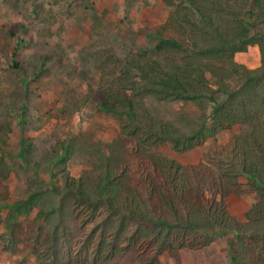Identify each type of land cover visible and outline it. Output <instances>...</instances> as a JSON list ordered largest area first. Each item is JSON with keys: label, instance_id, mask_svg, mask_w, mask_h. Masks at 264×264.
Returning <instances> with one entry per match:
<instances>
[{"label": "rangeland", "instance_id": "374dc122", "mask_svg": "<svg viewBox=\"0 0 264 264\" xmlns=\"http://www.w3.org/2000/svg\"><path fill=\"white\" fill-rule=\"evenodd\" d=\"M196 17L187 0H0V264H38L34 251L46 242L48 232L52 257L42 264H62L73 257L92 260L102 239L117 245L127 242L139 223L127 211L132 209V183L123 178L117 205L97 197L101 172H109L110 151L119 153L114 143L125 117L100 105L110 106L117 94L129 95L149 62L164 64L166 55L156 50L159 39L190 43L192 31L197 32ZM10 31L17 32L10 36ZM234 61L250 70L261 66L256 46L235 53ZM238 79L235 76L227 86L232 88ZM143 106L152 118L184 134L209 117L212 107L205 98H145ZM238 133L239 128L232 127L183 153L173 152L168 143L158 144L146 153V161L151 168L150 154L170 157L184 167L196 166L206 156L216 161L217 150ZM65 142L70 146L63 154ZM95 144L101 152L91 147ZM137 149L125 152L135 164ZM99 154L104 155L103 163ZM54 157L59 160L51 166ZM84 176L89 177L93 196L78 201L65 190V180ZM240 183L223 201L227 214L245 223L257 199L245 192L244 179ZM53 188L60 192L53 229L37 217L39 207L7 226L10 206ZM13 236L18 242L10 248ZM232 236L231 231L222 232L201 249L167 251L158 256V263L230 264ZM118 264H133V259L126 255Z\"/></svg>", "mask_w": 264, "mask_h": 264}, {"label": "trees", "instance_id": "16d2710c", "mask_svg": "<svg viewBox=\"0 0 264 264\" xmlns=\"http://www.w3.org/2000/svg\"><path fill=\"white\" fill-rule=\"evenodd\" d=\"M187 1L197 16V32L191 33L194 39L190 43L159 39L156 50L166 55L164 64L154 60L147 70L140 67L139 82L129 95L117 94L110 106L100 105L106 112L124 116L125 122L114 143L119 153L110 151V173L101 172L97 197L117 205L123 178L127 177L133 185L132 209L127 211L137 218L138 226L124 245L102 239L92 260L73 257L62 264H118L126 255L133 264H159L158 256L167 251L198 250L213 243L220 233L230 231V264H264V0ZM255 26L261 29L256 31ZM16 32L10 31V36ZM250 46H256L261 57V66L253 70L234 61L235 53ZM12 65L18 67L15 61ZM235 76L238 82L229 88L227 82ZM145 98L160 102L205 98L212 105L211 114L191 133L184 134L172 124L152 118L143 106ZM232 127H238L239 133L217 150L216 161L206 156L196 166L184 167L170 157L152 154L153 168L146 161V153L158 144L168 143L173 152L183 153ZM69 146L63 143V154ZM135 147L140 155L134 157L136 164L125 155ZM23 150L29 153L24 145ZM98 156L101 162L104 155ZM56 158L49 160L51 166L58 162ZM240 179L246 181L245 192L257 199L245 223L231 218L223 201L231 191L239 190ZM89 181L85 176L66 179L64 187L78 201L90 200ZM59 193L53 188L13 204L7 226L39 207L37 217L53 229ZM39 229L41 237L44 231ZM50 233L46 242H35L38 264L52 257ZM16 242L13 236L9 247H15Z\"/></svg>", "mask_w": 264, "mask_h": 264}]
</instances>
